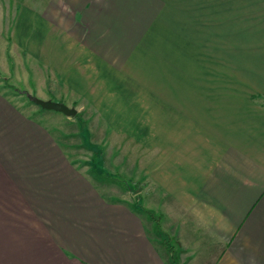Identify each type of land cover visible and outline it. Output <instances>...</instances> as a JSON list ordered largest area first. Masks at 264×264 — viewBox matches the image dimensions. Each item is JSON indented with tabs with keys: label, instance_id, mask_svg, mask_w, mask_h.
Masks as SVG:
<instances>
[{
	"label": "crops",
	"instance_id": "obj_1",
	"mask_svg": "<svg viewBox=\"0 0 264 264\" xmlns=\"http://www.w3.org/2000/svg\"><path fill=\"white\" fill-rule=\"evenodd\" d=\"M0 44L147 157L133 205L0 88V264H264V0H0Z\"/></svg>",
	"mask_w": 264,
	"mask_h": 264
},
{
	"label": "rangeland",
	"instance_id": "obj_2",
	"mask_svg": "<svg viewBox=\"0 0 264 264\" xmlns=\"http://www.w3.org/2000/svg\"><path fill=\"white\" fill-rule=\"evenodd\" d=\"M8 51L12 52L11 50ZM8 51L6 50L4 54L2 44H0V84L3 85L0 88L17 101L25 103L24 107L28 112H33L38 109V106L27 97L26 93L36 97L37 95L28 89L29 83L25 81L26 79L16 77L14 68L12 75L9 73L7 69L9 62L7 63L6 58H10L11 55ZM11 66H13V62ZM38 98L41 97L38 95ZM49 98L57 101L52 95H49ZM40 109V111H44L43 108ZM76 109L77 113L72 117L50 110L57 114L55 117L48 116L47 120L50 126H53L56 135L63 139L62 141L68 147L72 159L80 167L89 166L92 169L91 175L96 180L98 179L97 173H99L104 181L106 180V189L134 205V200H136L134 199V192L142 189L146 184V178L140 177L142 167L147 159L145 144L129 137L125 139L113 137L110 135L111 129L109 128L111 127L100 123L99 119L91 114L89 108L76 107ZM104 130L107 132L106 135ZM135 164L137 166L138 164L142 165L138 172H136L137 166ZM144 192L142 189L139 195L144 196ZM142 204L141 202L140 207L144 208L145 204Z\"/></svg>",
	"mask_w": 264,
	"mask_h": 264
},
{
	"label": "water",
	"instance_id": "obj_3",
	"mask_svg": "<svg viewBox=\"0 0 264 264\" xmlns=\"http://www.w3.org/2000/svg\"><path fill=\"white\" fill-rule=\"evenodd\" d=\"M26 95L31 101L44 109L59 111L67 116H74L76 114V108L74 106H68L60 101L41 99L29 93H26Z\"/></svg>",
	"mask_w": 264,
	"mask_h": 264
}]
</instances>
